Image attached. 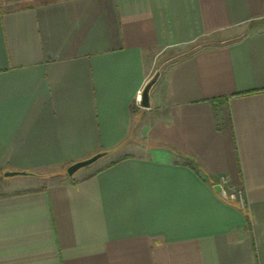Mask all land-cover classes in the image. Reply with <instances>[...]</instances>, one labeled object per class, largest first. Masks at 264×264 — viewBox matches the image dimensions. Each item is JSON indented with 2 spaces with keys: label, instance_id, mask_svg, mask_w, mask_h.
Here are the masks:
<instances>
[{
  "label": "crops",
  "instance_id": "obj_1",
  "mask_svg": "<svg viewBox=\"0 0 264 264\" xmlns=\"http://www.w3.org/2000/svg\"><path fill=\"white\" fill-rule=\"evenodd\" d=\"M0 264H264V0H0Z\"/></svg>",
  "mask_w": 264,
  "mask_h": 264
},
{
  "label": "water",
  "instance_id": "obj_2",
  "mask_svg": "<svg viewBox=\"0 0 264 264\" xmlns=\"http://www.w3.org/2000/svg\"><path fill=\"white\" fill-rule=\"evenodd\" d=\"M159 76H160V70L156 69L153 71L151 76L143 84V86L139 92V98H138V104L140 106H142V107H148L149 106L150 91H151L152 87L154 86V84L157 82ZM105 154L106 153L104 150L98 151V152H95L86 158L76 160V161L70 163L66 167L65 172L68 176H71L78 169L86 167V166L94 163L97 159H99L100 157H102ZM20 173H25V172H22V171H5L3 173V175L9 176V175L20 174ZM213 188L216 190V192H218L224 198V196H225L224 195V189L222 188V186L220 184H218V183L214 184Z\"/></svg>",
  "mask_w": 264,
  "mask_h": 264
},
{
  "label": "built area",
  "instance_id": "obj_3",
  "mask_svg": "<svg viewBox=\"0 0 264 264\" xmlns=\"http://www.w3.org/2000/svg\"><path fill=\"white\" fill-rule=\"evenodd\" d=\"M226 181L227 180L225 176H219L217 179V183L220 185L224 184ZM224 195V199L237 202L241 208L245 207V194L241 187L224 188Z\"/></svg>",
  "mask_w": 264,
  "mask_h": 264
},
{
  "label": "rangeland",
  "instance_id": "obj_4",
  "mask_svg": "<svg viewBox=\"0 0 264 264\" xmlns=\"http://www.w3.org/2000/svg\"><path fill=\"white\" fill-rule=\"evenodd\" d=\"M200 44H202L201 43V40L198 42V44L196 43V44H192L191 45V47L189 48V49H192L193 47H197V45H200ZM186 52H185V50L183 49V50H179V51H177V52H175V53H172V54H168L167 55V58H169L170 56V60H174V59H176V58H179V57H181L182 55H184ZM104 160H107L106 158L105 159H102L101 161H99L98 163H96V165L97 164H99V163H101V162H103Z\"/></svg>",
  "mask_w": 264,
  "mask_h": 264
},
{
  "label": "trees",
  "instance_id": "obj_5",
  "mask_svg": "<svg viewBox=\"0 0 264 264\" xmlns=\"http://www.w3.org/2000/svg\"><path fill=\"white\" fill-rule=\"evenodd\" d=\"M212 101H215V99H211ZM112 150H105V153L107 154V153H109V152H111Z\"/></svg>",
  "mask_w": 264,
  "mask_h": 264
}]
</instances>
